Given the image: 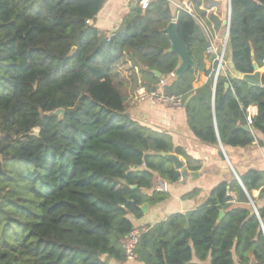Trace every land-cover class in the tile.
Here are the masks:
<instances>
[{
	"label": "trees",
	"instance_id": "1",
	"mask_svg": "<svg viewBox=\"0 0 264 264\" xmlns=\"http://www.w3.org/2000/svg\"><path fill=\"white\" fill-rule=\"evenodd\" d=\"M171 1L152 0L146 10L131 2L107 36L95 23L108 0H0V264L125 262L130 217L170 197L154 190L155 179L183 177L162 154L201 169L172 136L132 118L125 69L148 91L166 79L164 94L183 98L187 123L206 145L245 149L255 132L264 136V85L228 72L216 78L215 60L207 68L208 49L221 51L227 32L224 60L237 73L264 66V0H188L192 13ZM173 22L196 63L178 79L181 61L165 32ZM201 73L208 81L195 89ZM251 107L258 113L249 124ZM59 109L64 117L50 116ZM239 178L217 185L188 229L182 213L146 227L136 260L264 264V207L251 205L254 191L264 199V171Z\"/></svg>",
	"mask_w": 264,
	"mask_h": 264
},
{
	"label": "crops",
	"instance_id": "2",
	"mask_svg": "<svg viewBox=\"0 0 264 264\" xmlns=\"http://www.w3.org/2000/svg\"><path fill=\"white\" fill-rule=\"evenodd\" d=\"M172 1L174 3L179 2L178 0ZM130 3V0H108L96 20L95 25L97 28L107 36L112 35L128 13ZM211 66L212 62L209 59L207 61V68ZM125 67L131 68L130 63ZM259 71L264 75V66L259 68ZM227 72L235 78L237 72L234 69L231 59L228 62V68L225 69L223 74L227 75ZM135 76L131 75L126 69L121 72V80L128 82L129 85L126 87V93L130 99L129 113L132 118L141 125L151 128L156 132L167 133L172 136L175 146L182 148L190 157L201 165V169L198 172H194L199 175L195 180L190 177L188 179L182 177L179 182L171 184L156 178L154 190L158 191L155 184L156 181L159 180L160 183L166 187V190L163 192L168 193L170 197L165 202L156 206L151 207L149 205L148 213H144L141 219L130 217L135 228L145 230L149 225L152 226L164 221L173 214H186L188 211H195L207 201L212 190L220 183L230 181L233 177L237 178V176L239 177V175L251 169L264 171V136L261 133L255 132L256 141L253 146L249 148H224L229 162L224 161L219 155L221 150L220 146H209L196 138L187 123L185 109L174 110L165 106H153L149 103H134V97L140 87L139 85V87L137 86L138 82L135 80ZM207 81L208 77L204 73L199 74L194 83V88H200L206 84ZM257 113V107H251L248 110V118L251 120V123ZM180 158L185 162L187 169V161L182 157ZM195 189L200 190L197 197L188 200L183 199L185 195ZM253 198L255 199V202H253L254 205L256 204L258 207H264V199L260 198L259 191L253 192ZM111 263L143 264L137 260H127L122 263L112 260ZM194 263L211 264V260L209 258L205 262H200L195 257Z\"/></svg>",
	"mask_w": 264,
	"mask_h": 264
},
{
	"label": "water",
	"instance_id": "3",
	"mask_svg": "<svg viewBox=\"0 0 264 264\" xmlns=\"http://www.w3.org/2000/svg\"><path fill=\"white\" fill-rule=\"evenodd\" d=\"M230 17V15H229ZM166 34L169 36L170 41H171V49L170 51L172 53H175L179 56L180 58V66L178 67V69L176 70L175 74H174V78L178 79L180 77H182L186 72H188L191 68H195L196 63L195 61L191 58L190 54H189V50L188 47L186 46V44L180 39V37L178 36L177 33V24L175 22L171 23L168 28L165 30ZM228 34L229 32H227V36H226V40L228 39ZM76 51V48L73 49V52ZM253 56V54H252ZM216 59V55H212L210 58V61L213 62ZM254 70L255 72L253 74H241V73H236L235 78L238 79H243L245 81L248 82L250 87H256V86H263L264 85V75L259 71V67L258 65L254 62ZM154 74L157 75L159 78H162V74L158 71H154ZM226 88H229V84H226ZM185 106H187V103L185 104ZM66 114V111L64 109H59L55 112H52L50 114V116H56V117H64ZM246 130H249V127H245ZM39 131H35L34 135L35 136H39ZM220 157L224 160L229 162L225 152H224V148L222 145H220ZM162 156L167 159L168 161H170L174 168L177 171H182L183 177H185L186 179H188L189 177L193 180H195L196 178L199 177V175L197 173L194 172H189L186 169V165L185 162L176 154L173 153H166V154H162ZM237 179L240 181V178L237 176ZM136 188V187H133ZM253 203V202H252ZM141 210L143 211V213L147 214L149 211V204H145L141 207ZM194 214V210L192 211H188L185 215L187 218V224H186V229L189 228V219L191 218V216ZM224 218V213L221 212L220 213V217H219V221H221ZM106 258V257H105Z\"/></svg>",
	"mask_w": 264,
	"mask_h": 264
},
{
	"label": "built area",
	"instance_id": "4",
	"mask_svg": "<svg viewBox=\"0 0 264 264\" xmlns=\"http://www.w3.org/2000/svg\"><path fill=\"white\" fill-rule=\"evenodd\" d=\"M152 0H130V2H134L136 6L140 7L142 10H146L149 6V3ZM175 7H177L180 10H184L186 12L192 13V3L188 0H183L177 3H174L171 1ZM88 24H92L91 21L87 22ZM227 48V40L225 39L222 50L219 51V49H216L214 47H211L208 49V55L210 57L212 55H216L215 61L218 63L217 69H216V78L222 73V64L224 62L225 52ZM166 85V79H163L156 91H148L144 87H139V89L136 92V95L134 97V103L141 104V103H149L153 106H165L170 109L174 110H182L185 107V103L182 97L177 96H167L164 94V86ZM249 124H251V120L248 118ZM156 189L160 192H163L166 190V187L163 186L160 181H156ZM254 210H256V207L254 203H251ZM144 230H141L139 228H135L128 236H126L122 241V247L125 252L126 258L129 261L136 260L135 256V250L139 242V238ZM254 264V263H250Z\"/></svg>",
	"mask_w": 264,
	"mask_h": 264
},
{
	"label": "rangeland",
	"instance_id": "5",
	"mask_svg": "<svg viewBox=\"0 0 264 264\" xmlns=\"http://www.w3.org/2000/svg\"><path fill=\"white\" fill-rule=\"evenodd\" d=\"M228 62H229V59L228 58H225V60H224V62L222 64V74L224 73L225 69L228 68Z\"/></svg>",
	"mask_w": 264,
	"mask_h": 264
}]
</instances>
